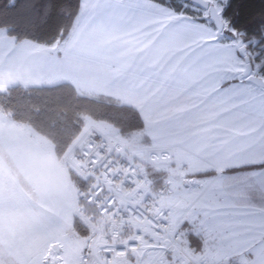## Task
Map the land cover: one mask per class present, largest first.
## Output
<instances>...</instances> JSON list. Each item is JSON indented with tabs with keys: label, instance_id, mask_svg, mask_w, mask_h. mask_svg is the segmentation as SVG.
<instances>
[{
	"label": "snow or ice",
	"instance_id": "snow-or-ice-1",
	"mask_svg": "<svg viewBox=\"0 0 264 264\" xmlns=\"http://www.w3.org/2000/svg\"><path fill=\"white\" fill-rule=\"evenodd\" d=\"M0 264H264V0H0Z\"/></svg>",
	"mask_w": 264,
	"mask_h": 264
}]
</instances>
